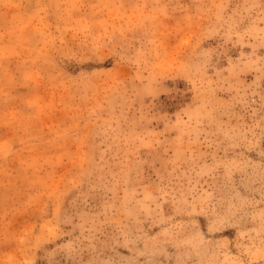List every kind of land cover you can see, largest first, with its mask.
I'll return each instance as SVG.
<instances>
[{
    "label": "rangeland",
    "instance_id": "obj_1",
    "mask_svg": "<svg viewBox=\"0 0 264 264\" xmlns=\"http://www.w3.org/2000/svg\"><path fill=\"white\" fill-rule=\"evenodd\" d=\"M0 264H264V0H0Z\"/></svg>",
    "mask_w": 264,
    "mask_h": 264
}]
</instances>
